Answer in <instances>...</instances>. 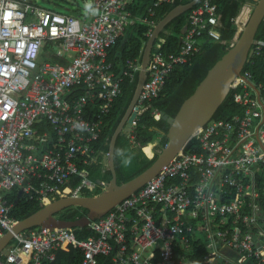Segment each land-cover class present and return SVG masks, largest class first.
Listing matches in <instances>:
<instances>
[{"label": "built area", "instance_id": "2783aa9c", "mask_svg": "<svg viewBox=\"0 0 264 264\" xmlns=\"http://www.w3.org/2000/svg\"><path fill=\"white\" fill-rule=\"evenodd\" d=\"M131 1L92 0L91 10L63 13L36 0H0V237L18 220L6 194L15 188L38 191L47 203L107 184L92 179L81 163L98 158L93 143L105 117L126 78L141 67L140 58L130 57L117 68L109 50L139 20L150 23V33L157 23L154 7L171 0H156L142 18L131 12ZM214 1L191 8L177 53H164L165 37L155 41L138 116L152 109L161 118L152 102L173 68L201 51L202 37L220 38ZM47 41L61 43L58 51L67 62L40 61ZM255 43L254 52H260L264 39ZM243 74L232 88L242 87L234 97L245 111L200 127L194 137L202 151H180L144 186L92 220L96 232L89 237L79 238L74 227H31L15 235L0 264H43L70 245L83 251L79 264H194L195 250L204 244L201 264H264L258 184L264 175V81L254 80L249 69ZM76 88L84 91L73 97ZM44 118L52 130H40ZM81 122L86 130L74 127ZM136 125L137 119L132 129ZM75 175L79 184L66 185Z\"/></svg>", "mask_w": 264, "mask_h": 264}, {"label": "trees", "instance_id": "16d2710c", "mask_svg": "<svg viewBox=\"0 0 264 264\" xmlns=\"http://www.w3.org/2000/svg\"><path fill=\"white\" fill-rule=\"evenodd\" d=\"M155 1L156 0H132L129 8L135 16L142 18L148 15L149 8L153 6ZM188 1L190 0L163 1L158 6L154 7L156 14L153 18L158 22L173 7ZM214 3L221 20V26H219L221 33L220 38L214 39L209 37V35L202 37L201 51L195 54L190 61L178 64L173 68L167 79L164 92L152 102L153 107H157L161 111L169 113L170 116L176 115L183 101L196 90L209 69L228 50L237 33L238 26L235 18L240 14L246 0H215ZM190 10L191 9L174 17L161 32V36L166 38L162 47L166 55L175 54L180 50L182 31L188 23V14ZM150 27V23L139 20L136 24L129 26L126 35L121 37L118 42L110 48L109 58L114 61L116 67H120V62L130 57L140 58L141 61L143 50L149 37ZM261 39H264V21L261 23L256 35V40ZM255 46L256 43L254 44V47ZM247 69L252 71L253 77L257 81L264 80V46L260 52H254L245 65L244 70ZM138 76L139 70L136 72L134 78L127 77L124 81L123 93L116 98L111 112L105 117L101 136L93 143L98 151H102V153L108 151L111 138L133 98ZM236 90H242V87L230 89L227 97L221 103L213 118L227 119L236 114H242L245 111L246 106L235 100L234 93ZM155 127H158L160 130L155 129ZM169 127L170 123L167 119L163 117L161 119H156L152 113V109H149L140 114L137 118L135 143H133L130 134H119L115 148L127 150V153L132 155L133 159L131 165L127 167L122 166L119 158L115 159L118 182L121 183L131 179L154 162L158 156V151H156L155 155L151 158L143 151L142 146L148 144L150 141H154L161 135L156 148L158 150L162 148L168 142L167 132ZM40 130H44V128L40 126ZM161 130L164 131V133ZM185 149L199 151L200 144L197 139L193 137L189 140ZM81 167L89 169L90 177L94 180L105 179L106 182H109L112 178L110 168L106 167L102 161H100V158L92 163H82ZM79 182L80 177L75 175L66 185L76 187ZM62 186L64 187L65 184ZM261 187H264V183L261 184ZM101 191L102 188H97L94 192L85 190V193L95 194ZM19 192L18 188H15L11 192L6 193L10 201L13 202V208L10 214L14 218H24L44 206L45 203L39 197L38 191H31L30 193L20 192V195ZM87 212L88 208L83 206H70L58 212L57 215L61 218L74 219L84 216ZM92 233V230L86 226L76 229V234L79 238L89 237ZM204 251L203 247L195 250L196 261L194 264L202 263ZM81 255L80 249L76 245H71L68 249L62 248L57 250V258L51 261L47 260L44 264H76Z\"/></svg>", "mask_w": 264, "mask_h": 264}, {"label": "water", "instance_id": "95a60500", "mask_svg": "<svg viewBox=\"0 0 264 264\" xmlns=\"http://www.w3.org/2000/svg\"><path fill=\"white\" fill-rule=\"evenodd\" d=\"M201 0H190L173 7L153 27L146 41L139 69L138 82L133 98L117 126L110 142V149L105 156L112 171V178L106 187L96 194L63 195L44 204L43 207L30 215L18 219L15 224L7 229L0 237V253L14 239L15 235L34 226L48 227H79L90 224L92 220L102 217L112 210L123 199L144 186L154 178L163 166L167 165L180 151H182L189 140L198 129L204 126L214 117L215 112L227 97L232 84L239 76H243L245 65L254 53L256 35L261 23L264 21V0H246L239 19L243 12L251 7V14L241 32L237 33L228 50L209 69L196 90L188 96L175 116L162 111L164 119L170 123L167 132L168 142L158 150V156L154 162L145 170L131 179L118 182V174L112 152L120 133L129 132L133 127V121L138 117V99L143 85L148 76V66L151 62L152 50L155 41L165 26L177 15L193 8ZM221 22V20H220ZM186 26L182 33L185 32ZM245 76V75H244ZM247 81L253 85L258 93L259 89L249 78ZM155 129L160 130L158 127ZM162 131V130H161ZM164 133V131H162ZM70 206H83L88 208L84 216L66 219L57 215L61 210Z\"/></svg>", "mask_w": 264, "mask_h": 264}, {"label": "crops", "instance_id": "0c3cea01", "mask_svg": "<svg viewBox=\"0 0 264 264\" xmlns=\"http://www.w3.org/2000/svg\"><path fill=\"white\" fill-rule=\"evenodd\" d=\"M92 6V5H91ZM244 6V5H243ZM87 8H89V10H91L92 9V7H87ZM86 8V9H87ZM242 9H243V7H242ZM86 11V10H85ZM242 11V10H241ZM241 13V12H240ZM238 26V25H237ZM238 30V29H237ZM238 32V31H237ZM127 33V32H126ZM126 33L124 34V35H126ZM124 35H122V37L124 36ZM236 35H237V33H236ZM235 35V36H236ZM118 42V41H117ZM61 45V43H59V41H47L45 44H44V46L42 47V50H41V54H40V57H42V59L43 60H41L40 59V61H51V62H63V63H65V62H67V57L64 55H62L59 51H58V47H61L60 46ZM109 52H110V50H109ZM254 54V53H253ZM108 57H109V55H108ZM252 57V56H251ZM47 58V59H46ZM110 59V58H109ZM110 60H112V59H110ZM114 62V61H113ZM123 62V61H122ZM122 62H120V64L119 65H121V63ZM178 65V64H177ZM117 68H119L118 66H117ZM250 70V69H249ZM252 72V71H251ZM254 78V77H253ZM254 80H256L255 78H254ZM257 81V80H256ZM260 81H264V80H260ZM254 83V82H253ZM255 84V83H254ZM253 86V85H252ZM257 87V86H256ZM75 91H74V93H73V97H77L81 92H83L84 90L83 89H79V88H76V89H74ZM164 90H165V87H164V89H163V91L162 92H164ZM257 90V89H256ZM162 94V93H161ZM160 94V95H161ZM159 95V96H160ZM257 96L258 97H260V92L258 93V91H257ZM154 108H156V109H158L160 112H162L159 108H157V107H154ZM163 117V116H162ZM161 117V118H162ZM138 118V117H137ZM156 118V117H155ZM161 118H159V119H161ZM156 119H158V118H156ZM39 125L42 127V128H44V130H52V127H51V124H50V122L47 120V119H41L40 121H39ZM136 128V127H135ZM135 128L134 129H131V131H129V132H122V133H127V134H130L131 135V139H132V141H133V143H135L136 142V130H135ZM194 137V136H193ZM192 137V138H193ZM161 138V135L158 137V138H156L154 141H150L153 145L155 144V143H157L156 141H158V143H159V139ZM196 138V137H195ZM198 141V140H197ZM117 142V141H116ZM149 142V143H150ZM199 142V141H198ZM148 143V144H149ZM158 143L157 144H155V148H154V146H152V148H153V154H152V156H150L145 150H144V146L145 145H147V144H145V145H143L142 146V149H143V151L149 156V157H153L154 155H155V153H156V151H158V149L156 148V146L158 145ZM200 144V143H199ZM109 149H110V146H109ZM109 149H108V151L107 152H109ZM192 150V149H191ZM203 149H202V146H201V144H200V150L198 151V152H200V151H202ZM193 151H196V150H193ZM101 155V156H100ZM97 156H98V158L95 160V161H97V160H99V158H100V161H102V163L106 166V167H109L110 168V170H111V167L109 166V164H108V162L106 161L105 162V156H106V153H102V151H97ZM92 162H94V161H92ZM92 162H86V163H92ZM114 162H115V160H114ZM85 162H84V164H86ZM82 164V163H81ZM108 165V166H107ZM116 167V166H115ZM112 172V171H111ZM100 180H105V179H99V180H96V181H100ZM262 183H264V175L263 176H259L258 177V184H259V187H260V190H261V197H260V201H261V203H262V205H263V207H264V187H261V184ZM68 184V183H67ZM71 186V185H70ZM99 188H102V187H100L99 186ZM19 190V189H18ZM12 191V190H11ZM11 191H9V192H11ZM20 191V190H19ZM21 192V191H20ZM20 192H19V195H20ZM8 193V192H7ZM83 227H85V226H79V227H74L75 228V231H76V229L77 228H83ZM86 227H89L91 230H92V234H94L96 231L94 230V229H92L91 228V226L88 224V225H86ZM14 240V239H13ZM10 243H12V241L10 242ZM10 243L6 246V248L4 249V250H6L7 249V251H8V246L10 245ZM71 246V245H70ZM69 246V247H70ZM79 249H80V251H81V254L83 255V251H82V249H81V247L80 246H78V245H76ZM68 247V248H69ZM203 250H205V248H206V245L204 244L203 246ZM68 248H63V249H68ZM59 249H62V248H57L56 250H55V253H56V257H55V259L57 258V250H59ZM3 250V251H4ZM1 252L0 253V255L1 256H5L6 255V253H7V251H4V252ZM82 255H81V257H80V259H79V261L81 260V258H82ZM232 258H235V256H231ZM104 258L106 259V260H111V258L109 257V256H104ZM55 259H48L47 257L46 258H44L43 259V264H44V262H46L47 260H55ZM236 260H239L240 258L239 257H236L235 258ZM227 260V259H226ZM240 260H242V259H240ZM79 261H77V263L76 264H79Z\"/></svg>", "mask_w": 264, "mask_h": 264}, {"label": "rangeland", "instance_id": "374dc122", "mask_svg": "<svg viewBox=\"0 0 264 264\" xmlns=\"http://www.w3.org/2000/svg\"><path fill=\"white\" fill-rule=\"evenodd\" d=\"M37 2L41 3L45 7L55 9L60 12H84L87 7H91L92 0H36ZM239 33V26H238V32ZM41 60L42 57H40ZM47 59V58H46ZM158 143V141H156ZM155 143V144H157ZM155 144L153 145L155 148ZM4 251H7L4 250ZM3 251V252H4ZM238 257L235 255V258ZM242 259V262L246 263L249 262L250 259L247 257H240Z\"/></svg>", "mask_w": 264, "mask_h": 264}, {"label": "clouds", "instance_id": "9594fccd", "mask_svg": "<svg viewBox=\"0 0 264 264\" xmlns=\"http://www.w3.org/2000/svg\"><path fill=\"white\" fill-rule=\"evenodd\" d=\"M149 34H150V33H149ZM74 127H76L78 130L83 131V130H86L87 125H86V124H83V123L81 122V123H77V124H75ZM117 158H119L120 163L122 164V166H125V167L130 166L131 163H132V159H133L132 155L128 154V153H127V150L122 149V148H115V149H113V152H112V159L115 160V159H117ZM107 184H108V182H107ZM107 184H106V185H107ZM106 185H105L104 187L100 186V187H102V190L106 187ZM68 186H70V185H68ZM72 187H73V186H72ZM98 188H99V187H98ZM88 191H90V190H88ZM95 191H96V190H95ZM90 192H94V191H90ZM83 194H86V193H85V190H84ZM95 194H96V193H95ZM68 195H72V194H68ZM80 195H81V194H80ZM12 241H13V240H12Z\"/></svg>", "mask_w": 264, "mask_h": 264}, {"label": "bare ground", "instance_id": "6f19581e", "mask_svg": "<svg viewBox=\"0 0 264 264\" xmlns=\"http://www.w3.org/2000/svg\"><path fill=\"white\" fill-rule=\"evenodd\" d=\"M251 7L247 8L242 16H241V22L239 23V32H241V30L243 29L244 25L246 24L247 20L250 17L251 14ZM238 31V30H237ZM153 144L150 142L149 144L144 146V150L150 155L152 156L153 154V148H152Z\"/></svg>", "mask_w": 264, "mask_h": 264}]
</instances>
